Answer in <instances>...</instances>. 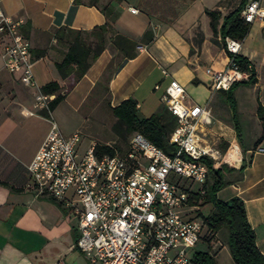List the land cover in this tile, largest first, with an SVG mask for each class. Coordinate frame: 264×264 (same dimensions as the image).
<instances>
[{"label":"crops","instance_id":"0c3cea01","mask_svg":"<svg viewBox=\"0 0 264 264\" xmlns=\"http://www.w3.org/2000/svg\"><path fill=\"white\" fill-rule=\"evenodd\" d=\"M87 1L74 4L73 0H0L3 13L24 19L22 33L31 45L32 72L37 86L57 80L65 94L50 113V119L30 115L36 90L22 85L18 75L8 73L0 57V264H91L75 247L78 237L75 220L61 202L36 196L26 171L50 122H54L57 108L67 106L82 111L103 103L110 109L131 98L137 104V114L145 109L151 116L164 110L160 97L171 79L208 86L205 69L223 70L228 62L224 49L210 41L209 19L204 13L206 9L220 8L217 3L221 0H96L95 6ZM258 1L264 8V0ZM105 4L115 16L108 36L119 33L137 41L136 56L118 67L114 61L121 54L107 40L102 52L79 79L71 75L61 80L55 63L66 47L57 42L56 31H90L103 25L106 19L99 8ZM129 8L137 12L130 13ZM254 22L259 35L251 45L245 46L248 31L239 54L249 60L256 82L233 89L235 116L225 94L214 95L211 103L218 100L220 93L224 96L232 124L220 117L216 107H210L213 132L227 142L226 147L241 154L240 161L225 165L230 168L223 171L226 184L217 191L216 198L227 201L237 197L242 201L256 247L264 256V139L255 144L261 132L257 103L264 107V19ZM254 22L250 23V29ZM146 30L152 32L153 39L144 44L139 41ZM197 31L203 36L199 50L192 40ZM88 40L93 41V37ZM3 41L0 35V53ZM190 49L195 52L190 54ZM186 95V102H195ZM248 122L251 133L246 139L244 129L248 130ZM221 232L226 242L225 231L215 235Z\"/></svg>","mask_w":264,"mask_h":264},{"label":"built area","instance_id":"2783aa9c","mask_svg":"<svg viewBox=\"0 0 264 264\" xmlns=\"http://www.w3.org/2000/svg\"><path fill=\"white\" fill-rule=\"evenodd\" d=\"M240 16L246 23L262 21L264 8L258 0H250ZM24 24L23 18L0 10L2 66L18 75L22 85L36 90L28 113L45 111L50 119L53 95L41 93L34 80ZM223 49L227 65L223 70L205 69L209 95L202 103L186 102L185 89L175 79L164 89L160 102L175 119L169 154L139 132L131 135L123 152L97 155L95 143L79 152L80 134L64 135L50 122L26 171L36 196L61 202L75 220V247L91 264H190L205 228L200 208L190 198L195 192L204 193L210 170L232 166L241 158L240 153L222 148L221 137L212 129L214 95L248 77L233 61L241 41L226 37Z\"/></svg>","mask_w":264,"mask_h":264},{"label":"trees","instance_id":"16d2710c","mask_svg":"<svg viewBox=\"0 0 264 264\" xmlns=\"http://www.w3.org/2000/svg\"><path fill=\"white\" fill-rule=\"evenodd\" d=\"M95 1L88 0L86 3L95 6ZM248 1L250 0H239L237 6L223 17H221L217 9L204 10L209 19L210 41L214 45L223 48L226 37L238 41H242L246 37L250 29V23L243 21L240 12ZM73 3L83 4L85 2L84 0H73ZM99 9L106 19L103 25L94 27L90 31L72 29H59L56 31L55 37L57 42L64 43L66 47L61 59L55 63V69L61 80L71 75L75 80L79 79L86 72L90 63L102 52L107 40L121 54V61L118 67L136 56L135 49L138 42L119 33L108 36V33L112 30L115 16L109 9L108 4L101 6ZM90 36L93 37V41L88 40ZM218 37L219 41L217 40ZM152 39V32L146 30L139 42L147 44ZM192 40L194 46L199 50V46L203 40L202 33L197 31ZM194 52V49H190V54ZM233 61L238 65L240 71L248 73L246 79L233 83L226 92H223L232 114L235 116L233 89L238 85L254 84L256 78L253 67L248 59L239 54L233 57ZM40 91L43 94L53 95V99L49 102L50 112L54 110L65 96L61 92L62 87L57 80H52L42 85ZM110 112L115 119V122L111 126V131L116 137L117 142L127 144L131 135L139 132L165 153L169 154L173 150L168 144V139L175 127V119L165 110L162 109L156 114L140 118L137 115L135 100L127 98L117 106L111 107ZM40 115L44 118H49L48 113L45 111H41ZM256 116L261 125L260 136L255 142V144H258L264 139V107L260 103H257ZM235 131L236 134L239 133L236 123ZM221 147L225 148L226 144L223 143ZM115 151L121 152L116 144H95V153L97 155H112ZM225 169L230 168L222 165L217 170H210L208 179L203 186L204 193H193L190 203L199 206V208L206 205L209 206V210L205 214H202L200 210L198 211V215L204 220V231L206 235L210 234V238L222 229L226 231V246L234 264H264V256L256 247L254 231L247 222L242 201L237 197L230 198L227 201H220L216 198L217 191L226 184L222 179ZM241 169L242 166L239 171ZM209 177L211 178L210 182ZM204 239L205 236L202 235L200 240ZM207 247V251H195L190 258V263L216 264L214 254L210 252L208 243Z\"/></svg>","mask_w":264,"mask_h":264},{"label":"rangeland","instance_id":"374dc122","mask_svg":"<svg viewBox=\"0 0 264 264\" xmlns=\"http://www.w3.org/2000/svg\"><path fill=\"white\" fill-rule=\"evenodd\" d=\"M238 1L239 0H221L217 3V6L220 8H216V9L220 12L221 17H223L237 6ZM256 23L257 22H254L251 25V29L249 30V35L245 38V41L243 43L245 46L251 45L255 37L259 35V32L256 30L257 29ZM205 27H207V24ZM217 40L219 41L218 38ZM120 61H121V57H117L114 61L115 65L119 64ZM180 84L184 87L189 97L195 102L200 103L203 100H205L209 95L208 88L204 84H200V85H194L192 83L190 84L180 83ZM249 94H248L249 96L248 98L250 100L251 96ZM217 99L219 100V101L217 100L218 102L213 101V103H211L210 105L212 107H216L215 109L216 112H219L220 117L223 118V120L227 122H231L232 124L230 110L228 109V105L224 100V96L220 93V96H218ZM248 104L250 105L251 102L249 101ZM222 105L224 107H222ZM137 115L140 118L149 116L148 113H145V109L138 111ZM53 119L56 125L58 126L59 130L63 134H71L74 132L80 134L81 141L79 144V152L82 151L92 141H95L98 144H105V145L116 144L121 152L125 151L128 146V143L125 144L122 142H117L116 137L113 135L111 131V126L115 122V119L112 116L110 109H108L103 103L100 104L98 108L83 109L82 111H75L67 106H60L59 108H57L53 116ZM250 133H251V127L249 123L248 130L244 129V135L246 136V139L247 136L250 135ZM223 143L225 142L223 139H221V144ZM225 144L227 145V142ZM210 181L211 178L209 177V182ZM67 194L70 195V192H68ZM208 210H209L208 205L200 207V211L202 214L207 213ZM222 231L225 230L222 229ZM202 235L205 236V239L200 240L195 245L193 250L207 251L208 250L207 243H208L209 250L212 254L215 255L220 250L219 253L215 256V261L217 264H234L230 258L223 232L218 233L217 235L211 238H210V234L206 235L205 231L203 232ZM85 260L87 259L85 258ZM85 263L87 264V262Z\"/></svg>","mask_w":264,"mask_h":264}]
</instances>
